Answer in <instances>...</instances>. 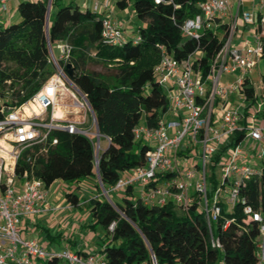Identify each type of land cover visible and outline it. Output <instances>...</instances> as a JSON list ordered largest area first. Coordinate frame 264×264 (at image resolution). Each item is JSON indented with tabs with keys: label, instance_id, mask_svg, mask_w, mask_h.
Returning <instances> with one entry per match:
<instances>
[{
	"label": "trees",
	"instance_id": "obj_1",
	"mask_svg": "<svg viewBox=\"0 0 264 264\" xmlns=\"http://www.w3.org/2000/svg\"><path fill=\"white\" fill-rule=\"evenodd\" d=\"M199 1L116 0L122 9L131 4L142 22L131 32L123 27L127 40L121 46L103 42L104 11L81 9L72 1L51 0L49 7V0H21L17 6L20 19L0 23V118L4 115L2 108L8 111L26 102L55 72L49 61L50 47L63 40L72 45L68 61L77 72L72 80L94 112L100 133L99 151L96 154L93 136L57 129L48 141L23 149L15 169L20 176L32 171L46 186L58 179L78 182L96 178L100 197L86 200L90 214L105 230L107 237L101 251L109 264H151L152 255L157 264H216L220 259L222 264L260 263L259 222L244 208L251 205L264 214V160L261 173L247 181L232 209L224 207L212 225V235L220 240V247L211 244L205 215L197 202L187 209L172 200L163 205L146 203L140 195H134L132 186L122 192L120 202L112 203L101 194L100 187L108 189L122 174L145 164L149 144L137 138L134 129L140 124L156 126L169 108L166 92L154 73L160 59L159 46L183 64L192 54L193 67L206 75L225 43L230 32L226 21L215 28H204L199 37L183 32L186 20L200 13ZM92 49L106 63L114 64L116 73L112 77L85 69ZM61 64L65 66L63 61ZM245 90L249 106L258 94L254 95L249 82ZM52 138L58 142L52 143ZM218 158L219 153L213 160ZM171 176L169 172L163 175ZM211 182L215 183L214 176ZM213 188L211 185L209 196ZM66 196L74 204L79 203L73 191L66 192ZM112 221L116 226L110 232Z\"/></svg>",
	"mask_w": 264,
	"mask_h": 264
},
{
	"label": "built area",
	"instance_id": "obj_2",
	"mask_svg": "<svg viewBox=\"0 0 264 264\" xmlns=\"http://www.w3.org/2000/svg\"><path fill=\"white\" fill-rule=\"evenodd\" d=\"M1 2L6 10V0ZM197 5L200 13L187 19L182 26L185 34L195 37H199L200 31L210 27L216 19L224 22L229 15L231 0H201ZM259 6L262 12L258 27L239 44L232 43L235 22L229 21L230 32L206 75L193 67L192 54L183 64L162 45L159 46L160 59L154 73L168 97L167 111H179L178 116L167 119L162 115L156 126L140 124L135 127L137 138L154 144L149 145L146 151L145 164L122 174L108 189L102 187L103 193L108 195L110 191L117 190L122 194L127 187L137 186L146 203L163 205L172 200L187 209L197 202L198 209L205 215L211 244L216 247H220L221 242L213 237L212 225L220 218L224 207L232 209L247 181L261 173V166L252 160L254 154L255 158L264 160V126L249 125L263 111L264 102L255 100L252 103L254 107L251 110L246 107L245 113L228 106V98L235 92L247 100L245 85L249 82L250 71L258 61H264V0ZM93 9L110 10L111 0H95ZM241 19L244 23L257 24V16L252 11H243ZM124 32L110 11L105 13L101 29L103 42L121 46L127 40ZM56 48L58 56L50 47L49 57L55 72L40 90L20 106L8 111L1 109L4 115L0 118V138L7 146L0 145V264H46L50 261L53 264H109L102 251H79L67 246L52 250L42 246L36 238L23 234L27 217L59 209L52 205L49 186L42 178L32 171H25L21 176L16 173V163L23 149L48 141L52 131L57 129L91 136L89 128L78 125L83 121L69 120L64 110L63 115H57L61 93L70 92L75 97L73 105L76 109L86 108L88 102L82 92L80 100L66 85L70 79L61 61L69 62L72 45L63 40ZM226 74H232L233 79L229 80ZM2 102L0 94V104ZM217 105L218 114L215 112L218 111ZM26 107L28 111L20 113V109L26 110ZM66 107L67 104H62V108ZM51 142L57 143L58 139L52 138ZM228 142L231 144L225 145ZM252 144L256 147H251ZM99 147L96 138V154ZM217 153L219 158L214 161ZM221 159L223 179L219 183L213 170ZM165 172L172 173V176L163 177ZM212 176L215 183L211 182ZM211 185L214 188L209 196ZM71 206L67 202L63 207ZM244 210L259 222V264H264V214L251 205H246ZM115 226L116 221L109 224L110 232ZM151 264H157L154 255L151 256Z\"/></svg>",
	"mask_w": 264,
	"mask_h": 264
},
{
	"label": "rangeland",
	"instance_id": "obj_3",
	"mask_svg": "<svg viewBox=\"0 0 264 264\" xmlns=\"http://www.w3.org/2000/svg\"><path fill=\"white\" fill-rule=\"evenodd\" d=\"M21 0H6L7 9L4 10L2 2L0 0V21L6 20L7 23L11 21H15L18 19H12L10 17L12 12H15L17 18L19 16V12L17 9L18 3ZM65 2H75L80 3L81 0H64ZM115 0H111V7L113 6L115 12H117L122 20L124 21V28L131 32V30L137 29V27L142 23L137 17L133 14V9L131 7V4L126 6L123 10H121L119 7L116 6ZM90 6L93 7V2H90ZM221 35V33H219ZM237 40L234 39V43L236 44ZM53 52L56 56H58L59 52L56 46H53ZM85 69L87 70H96L100 71L104 75H108L109 77H112L113 74L116 73V69L114 68V64L111 62H107L103 60L100 56L96 54V51L92 49L90 52V57L87 63L85 64ZM264 70V61H258V63L251 69L249 74V84L254 87L255 93L258 94L256 97V100H259L261 102H264V79H263V71ZM227 78L229 80L233 79L232 74H226ZM224 79V77H223ZM67 87H69L72 92L75 93V95L82 100V94L79 88L77 89V85L74 86L73 83L70 81H66ZM75 97L72 96L70 92L61 93L59 95V105L67 104L66 108H63V110L66 113V117L69 120L77 121L81 120L83 122H80L78 125L82 128H89L91 131V136H93L96 139L95 135V128L92 127L93 123V116L89 110V107L76 109L73 105V101H75ZM248 100L241 98L239 92L233 93L228 98V106L232 108L234 111H239L242 113H245L246 107L251 110L254 107V104L248 105ZM62 104L60 105L62 107ZM246 106V107H245ZM219 107H216V110H218ZM63 110L59 114V116L63 115ZM26 111L25 109H20V113H24ZM264 111V109H263ZM252 122H249V125H258V126H264V114H262V111L258 113V117H255ZM186 141V139H185ZM103 144H106V141H103ZM150 146H154L152 142L149 141ZM255 146L254 144L251 145V147ZM256 147V146H255ZM254 154V152H253ZM252 160H254V163L256 165L262 164L261 158H255L252 157ZM221 163L222 159L219 165L216 166V168L213 170L216 174V177L221 183L222 181V170H221ZM209 173L211 170L209 169ZM87 181V182H86ZM94 182H97V180L93 179ZM92 181V182H93ZM93 184L89 182V180L81 181L80 188L76 189L74 188V182L72 181H64L61 179H58L54 181L50 187L49 190L51 192V203L54 206L59 207V209L55 211H48L42 214H36L31 217H27L25 219V226L23 230V234L25 237H34L36 238L39 243L42 246H45L49 249H61L63 246H69L73 247L74 249L77 248H83L86 252H92V249L98 250L99 244H102L105 242V230L103 226L100 223H97L95 218L90 214L88 206H87V200L85 198L89 197L91 198L93 193L90 191V188H86L87 184H92L93 187L96 186L95 183ZM74 184V185H73ZM161 186L163 184L160 183ZM69 188H74L73 192L78 195L79 203L74 204L70 201V199L67 198L66 192L69 190ZM101 194L105 198L109 200V198L113 202H120L121 201V194L120 191L114 190L110 191L108 195H103V188L100 187ZM138 187L135 186L134 188V195H139ZM95 191V190H94ZM97 193L96 197H100L98 195L99 189L95 191ZM100 194V193H99ZM83 201V202H82ZM68 203H71L74 206L71 207H63L64 205H67ZM82 202V203H81ZM100 242V243H99ZM99 243V244H98ZM84 254V252H82ZM216 264H222V260H218Z\"/></svg>",
	"mask_w": 264,
	"mask_h": 264
},
{
	"label": "crops",
	"instance_id": "obj_4",
	"mask_svg": "<svg viewBox=\"0 0 264 264\" xmlns=\"http://www.w3.org/2000/svg\"><path fill=\"white\" fill-rule=\"evenodd\" d=\"M93 2L94 4V1L95 0H81L79 4V6L81 7V9H85L87 7H91L90 6V2ZM116 2V0L114 1ZM260 2L261 0H231V8H230V11H229V15L227 17L224 18V22H232L234 23L235 22V25H234V33H233V38H232V43H234V39L237 40L236 44H239L241 43L246 37L248 36H251L253 34V32L256 30V28L258 27V24H259V17L261 16V9H260ZM117 6V5H116ZM118 7V6H117ZM92 8V7H91ZM121 10H123L122 8H120ZM111 13L113 19H115L120 25H122L124 27V21L122 20L121 16L115 12L113 6L111 7L110 10H105L104 13ZM243 11H252L256 14L257 16V24H249V23H244L241 19V13ZM133 14L134 16L136 17L135 15V12L133 11ZM10 17L12 19H20V16H16L15 12H12ZM220 19H216L215 22H213L211 24L212 27H218L221 23L219 22ZM16 21V20H15ZM12 22V21H11ZM0 23H7L6 20H2L0 21ZM260 29V28H259ZM263 61V60H262ZM261 61V62H262ZM217 107H219V105H217ZM217 114L220 113L219 109L218 111H215ZM178 113L179 111H167L165 112L163 115L165 118L167 119H175L177 118L178 116ZM262 114H264V111H262ZM94 127V126H93ZM95 128V127H94ZM89 180V182H91L93 184V179L95 180L96 178L95 177H87L81 181H84V180ZM81 181H78V182H74V188L78 189L80 188V185H81ZM93 181V182H92ZM87 182V181H86ZM95 185H96V182H94ZM92 184H87L86 188H90V191L93 193V195H97V193L95 191H97L98 187L97 185L93 187ZM50 187V186H49ZM72 189V188H69L68 191H73L75 189ZM95 190V191H94ZM67 191V192H68ZM121 194V193H119ZM122 195V194H121ZM120 195V196H121ZM50 197H51V192H50ZM85 199H89V197L85 198ZM83 202V201H82ZM81 202V203H82ZM74 206V205H73ZM106 234H105V238H106ZM100 243V242H99ZM98 243V244H99ZM105 242H103L102 244H99V247H98V250L97 251H101V249L103 248ZM69 247V246H67ZM72 249H74L73 247H70ZM74 250H79V251H85L83 248H77V249H74ZM96 249H92V252H95Z\"/></svg>",
	"mask_w": 264,
	"mask_h": 264
},
{
	"label": "water",
	"instance_id": "obj_5",
	"mask_svg": "<svg viewBox=\"0 0 264 264\" xmlns=\"http://www.w3.org/2000/svg\"><path fill=\"white\" fill-rule=\"evenodd\" d=\"M50 1L51 0H49V7H50ZM48 19H49V8H48V13H47V21H48ZM65 72L67 74V77L70 79V81L76 86V84L73 82L72 78L76 76L77 72H76L75 66L71 62H67L65 64ZM77 89H78V87H77ZM88 106H89L90 112H91V114H92V116H93V118L95 120L94 112H93L91 106L89 105V103H88ZM95 128H96L95 129V134H96L97 142L99 143V141H100V133L98 131L97 125H95ZM96 167H97V173H98V166H96ZM109 200H110V198H109Z\"/></svg>",
	"mask_w": 264,
	"mask_h": 264
},
{
	"label": "bare ground",
	"instance_id": "obj_6",
	"mask_svg": "<svg viewBox=\"0 0 264 264\" xmlns=\"http://www.w3.org/2000/svg\"><path fill=\"white\" fill-rule=\"evenodd\" d=\"M60 105H58V108H57V115H59L62 112V110H63V108ZM34 108H35V106H34ZM26 111H28L27 107H26ZM0 145L7 146V144L5 143V141L2 138H0Z\"/></svg>",
	"mask_w": 264,
	"mask_h": 264
}]
</instances>
